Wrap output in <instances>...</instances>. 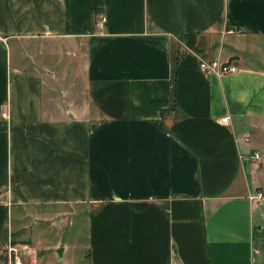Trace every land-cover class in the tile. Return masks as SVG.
I'll use <instances>...</instances> for the list:
<instances>
[{
  "label": "crops",
  "instance_id": "1",
  "mask_svg": "<svg viewBox=\"0 0 264 264\" xmlns=\"http://www.w3.org/2000/svg\"><path fill=\"white\" fill-rule=\"evenodd\" d=\"M255 192L264 0H0V264H264Z\"/></svg>",
  "mask_w": 264,
  "mask_h": 264
},
{
  "label": "built area",
  "instance_id": "2",
  "mask_svg": "<svg viewBox=\"0 0 264 264\" xmlns=\"http://www.w3.org/2000/svg\"><path fill=\"white\" fill-rule=\"evenodd\" d=\"M105 18H102L99 25V28H102L105 23ZM239 29H231L229 30L230 33L238 32ZM199 69L207 74V75H217V76H224L235 74L238 72V68L232 64L228 63H221L219 61H200ZM5 115V113H3ZM254 160L259 159V155L255 153L252 157ZM249 200L251 201H263L264 195L261 192H255L250 197ZM3 264H23L22 259L18 253L17 248L14 245H8L3 253Z\"/></svg>",
  "mask_w": 264,
  "mask_h": 264
},
{
  "label": "rangeland",
  "instance_id": "3",
  "mask_svg": "<svg viewBox=\"0 0 264 264\" xmlns=\"http://www.w3.org/2000/svg\"><path fill=\"white\" fill-rule=\"evenodd\" d=\"M11 46H12L13 50L16 49L14 44H12ZM31 46H33V45H31ZM16 51H17V49H16ZM3 113H5V112H3ZM57 257H59V256L57 255ZM57 257H56V258H57ZM57 259H59V258H57ZM57 259H55L53 262H56ZM47 260H50V259H49L46 255L44 256V258H42V259L40 258V261H41L43 264H50V263H47Z\"/></svg>",
  "mask_w": 264,
  "mask_h": 264
}]
</instances>
